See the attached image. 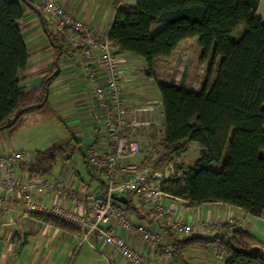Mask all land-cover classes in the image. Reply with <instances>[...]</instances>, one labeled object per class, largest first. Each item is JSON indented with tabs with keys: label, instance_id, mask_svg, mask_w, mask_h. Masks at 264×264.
Masks as SVG:
<instances>
[{
	"label": "trees",
	"instance_id": "trees-1",
	"mask_svg": "<svg viewBox=\"0 0 264 264\" xmlns=\"http://www.w3.org/2000/svg\"><path fill=\"white\" fill-rule=\"evenodd\" d=\"M257 4L258 0H136L133 4L113 0L114 12L106 37L118 55L129 52L142 58L148 76L157 57H168L188 38L196 39L202 60L209 58L207 74L218 58L215 74L211 79L206 76L199 91L164 81L156 83L162 130L149 145L148 157L136 166L159 172L184 140L193 141L199 146L198 156L186 167L177 165L170 177L162 178L160 189L190 203L223 202L261 216L264 215V20L254 13ZM24 6L33 5L30 0H0V130L15 123L20 114L46 103L49 85L57 76L50 72L40 85L26 90L19 84L18 74L28 60L18 25ZM37 11L43 32L59 57L62 46L53 41L44 14ZM240 24L243 31L234 40L230 32ZM57 29L69 35L64 27ZM73 44V49L79 51V45ZM138 128L130 135V140L139 144L136 154L141 151ZM226 143L228 150L221 160ZM84 151L85 148L83 154L79 153L89 174L81 189L104 193L103 180L89 166ZM64 153L68 158L72 151L60 144L36 149L21 164V170L27 176L50 175L57 157L66 158ZM126 157L119 158L117 165ZM211 163L219 167L214 169ZM117 165L116 180L120 181ZM124 197V201H119L137 213L133 194L128 192ZM32 216L62 230L80 233L76 226L54 215ZM162 228L180 264H190L180 249L194 244L220 245L224 264H264V249L252 246V236L241 226L224 225L220 233L226 237L225 241L219 235L178 236L167 226Z\"/></svg>",
	"mask_w": 264,
	"mask_h": 264
},
{
	"label": "crops",
	"instance_id": "crops-1",
	"mask_svg": "<svg viewBox=\"0 0 264 264\" xmlns=\"http://www.w3.org/2000/svg\"><path fill=\"white\" fill-rule=\"evenodd\" d=\"M30 1L33 6H24L23 15L18 20L28 52L26 67L18 74L20 86L24 90L36 87L42 83L50 72L53 73L57 68L58 73H56V78L49 85L46 102L55 113V119L61 121L66 127L68 133L66 138H72L71 145L79 149L82 154L83 148L92 144L99 149H107L103 119L90 89L89 78L85 71V60L80 56L77 49H73L74 42L71 37L59 31L43 15L45 21L49 24L48 29L49 33H51V38L56 44L62 46L58 50L59 57L56 55L54 48L51 46L52 43H50L52 41L43 32L41 19L37 11V7L43 0ZM122 1L133 4L136 0ZM63 2L70 14L86 23L98 36H107L114 12L113 2L110 8H102L98 0H63ZM254 13L261 20H264V0H258ZM119 55L123 58L120 78L122 96L127 106L128 114H131L130 110L132 108L129 103L130 101H139L138 98L141 97L139 93L142 92L139 89V84L130 82L132 80L129 72L132 66L131 57L139 61L143 60L129 52H121ZM158 58L162 57H157L156 59ZM142 63L144 65V61ZM156 91L155 95L158 97L157 104L159 107L158 116L162 124V109L157 87ZM143 93L142 97L145 96ZM152 104V102L147 103V113H136L138 117L145 120L148 119L150 121L149 124L152 122V117L149 113ZM154 108L157 107L155 106ZM153 127L151 126V130ZM7 148L22 150L20 148H23V146L20 144L16 146L10 131L2 129L0 130V150H6ZM24 151L26 150L24 149ZM65 159L60 156L57 157L56 167L52 170L50 176L60 174L67 185L82 190L81 188L84 186L88 176L83 178L80 173L72 171L66 165ZM120 164L122 168L118 169L119 175H117V178L122 180V176L128 173L127 167L133 164L125 163L124 159L120 161ZM84 167L86 169L85 165ZM22 174L26 175L24 171H22ZM53 195V192H48L43 194L41 199L51 202L53 201ZM164 200L167 207H176L177 212L181 213L183 218L190 217L198 220L207 216L216 217L220 215L224 219L229 214H232L241 221V227L246 229L252 236L253 239H251L250 244L264 249V215L254 216L237 206L223 202L190 203L188 200L176 196L164 197ZM135 204L137 213L128 209L132 221L135 223H151L167 237L166 230L162 228L163 225L167 226L165 221H153L151 213H148L139 204ZM63 205L73 208L72 200H64ZM74 209L82 212L83 206L74 207ZM78 237L79 234L62 230L30 214H26L23 210L22 200L16 192L2 197L0 203V264H74L82 247V244L77 245ZM126 239L134 248L142 250L148 255L149 264H169L168 258L161 253L151 252L139 237L126 235ZM88 246L93 252L97 253L89 244ZM188 249L189 251H187ZM180 251L190 264H224V256L221 254L219 256L215 255L214 244L205 246L194 244L181 248ZM212 255L219 257L220 263ZM83 259L84 263H90L92 260L85 255ZM110 259L112 264H131L115 254L111 255ZM175 259L177 258L175 257ZM104 263L107 264L106 262ZM176 264H180L178 259Z\"/></svg>",
	"mask_w": 264,
	"mask_h": 264
},
{
	"label": "built area",
	"instance_id": "built-area-1",
	"mask_svg": "<svg viewBox=\"0 0 264 264\" xmlns=\"http://www.w3.org/2000/svg\"><path fill=\"white\" fill-rule=\"evenodd\" d=\"M37 8L54 27L66 29L73 42L79 45L80 56L85 60L90 89L103 119L107 149L92 144L85 147L84 154L93 172L103 180L104 193L67 185L60 174L24 176L21 164L29 160L32 153L27 155L21 150L7 148L0 150V203L4 195L16 192L26 214L54 215L68 221L79 229L78 245L86 241L104 256L107 264L113 254L131 264H149L148 255L128 243L126 235L139 237L151 252L161 253L168 258L169 264H176L170 240L151 223L133 222L125 203L113 197V193L124 196L131 192L135 202H144L153 221H165L174 234L219 235L225 241L226 237L220 233L223 226L238 227L241 221L232 214L224 219L220 215L198 220L183 218L176 207H167L164 197L175 196L160 189L159 172L133 164L127 167V177L116 180L118 159L139 150L138 142L130 140L132 131L150 122L136 113L148 108L138 106L128 114L120 79L123 58L106 36H98L86 23L70 14L63 0H43ZM169 172H172L170 163L164 174ZM48 192L54 193L51 202L41 199ZM64 200H72L73 208L63 205ZM78 206H83L82 212L74 209ZM215 250L217 255L222 252L220 245H215Z\"/></svg>",
	"mask_w": 264,
	"mask_h": 264
},
{
	"label": "rangeland",
	"instance_id": "rangeland-1",
	"mask_svg": "<svg viewBox=\"0 0 264 264\" xmlns=\"http://www.w3.org/2000/svg\"><path fill=\"white\" fill-rule=\"evenodd\" d=\"M98 2L102 5V8H110L113 0H98ZM243 28V25L240 24L230 32V37L234 40L237 39L241 35ZM200 55L201 49L198 47L196 39L194 37L185 39L177 45L171 55L168 57L158 58L154 61L151 76H148L145 73V64L143 65V61H139L138 59L131 57L132 66L129 72L132 80L130 82L139 84V89L142 90V92L139 93V96L141 95V97L138 98L139 101H130L129 105L132 109L138 106L148 108L146 106L147 103L152 102V108L149 111L152 117V122L150 124H144V126L142 125L143 127L141 126L136 130L137 138L141 145V151L136 155L124 158L125 163L140 166L141 162L148 157L149 145H152L160 136L162 125L158 116V97L155 95L157 92L156 83L158 81L179 84L190 90L199 91L206 76H208L209 79L213 77L217 67L218 58L214 60L211 69L207 74L209 58L202 60ZM145 90L147 91L145 92ZM142 93L143 95L145 94V96L142 97ZM154 105L157 108H154ZM142 112L147 113L148 109H143L141 110V113ZM55 117V113L46 102L40 107L32 108L30 111L20 114L16 122L5 129L9 130L13 135L14 144L16 146L19 144L22 145L23 148L20 149H22L21 151L25 152L27 155L31 154L33 150L42 149L51 144L66 145L67 149L72 151L71 155L65 159L66 165L74 171L80 173L83 178L87 177L81 154L78 149H72V138H66L68 137L66 127L61 121L55 119ZM149 125L154 126L153 128H155V132L151 130V126ZM24 149L26 151H24ZM227 150L228 148L226 143L222 152L221 160L224 159ZM198 151L199 146L197 143L184 140L178 152L172 154L171 159L164 162L162 165L161 170H159L160 179L158 183H160L162 178L166 179L172 175L170 172L167 175L164 174V170L167 168L169 163L171 164V168L174 173L177 165H181L183 167L189 165L193 159L198 156ZM210 167L217 169L219 165L211 163ZM121 168V164L118 163L117 169ZM117 175H119V173ZM125 176L126 175L124 174L122 177L124 178ZM136 203L142 207L145 205L144 202ZM81 244V252L74 264H105L104 262H106V260L101 253L93 252L86 241H83ZM187 251H189V249ZM84 255L92 259L90 263H84ZM215 255L219 256L217 254ZM215 255L212 256L214 257ZM221 255L224 256L223 253H221ZM214 258L220 263L219 257ZM109 261L110 264H112V260L110 258Z\"/></svg>",
	"mask_w": 264,
	"mask_h": 264
},
{
	"label": "water",
	"instance_id": "water-1",
	"mask_svg": "<svg viewBox=\"0 0 264 264\" xmlns=\"http://www.w3.org/2000/svg\"><path fill=\"white\" fill-rule=\"evenodd\" d=\"M58 73V69L56 68L54 71H53V74H56ZM46 98V95L44 96V99ZM39 105V104H38ZM32 106V105H30ZM20 111H18L16 114H15V117H17L19 115ZM68 154L64 153V156L67 157ZM113 197H115L117 200H121V201H124L125 200V197L121 194H118V193H113L112 194Z\"/></svg>",
	"mask_w": 264,
	"mask_h": 264
}]
</instances>
